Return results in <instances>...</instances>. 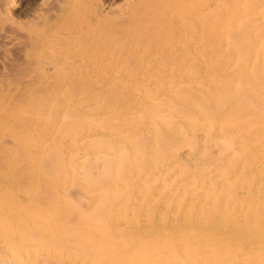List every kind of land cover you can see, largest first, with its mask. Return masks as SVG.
Returning <instances> with one entry per match:
<instances>
[{"label": "rangeland", "instance_id": "374dc122", "mask_svg": "<svg viewBox=\"0 0 264 264\" xmlns=\"http://www.w3.org/2000/svg\"><path fill=\"white\" fill-rule=\"evenodd\" d=\"M227 1L217 0L215 3V8L221 11L219 14L223 13L221 9ZM247 23L245 21L239 26L226 27L219 25L218 34H226L228 43L239 42L237 53H233L232 56L225 50H220V53L215 51L220 54H218V57L220 56L218 61L223 64L212 62L217 57L211 55L214 51L211 48L213 47L212 38L208 42V47L205 42L212 36L214 29H217L216 25L193 26L194 29H199L201 34L197 43L204 44L196 58H207L204 66L212 62L210 66L208 65L210 68L206 66L208 70L202 67L201 73L207 70L209 74L207 72L201 78L206 80L211 75L212 78H208L209 81L214 77H220L230 86L238 82L243 83L244 89H238V95L236 94L241 102L238 106L231 101V104L218 110L216 107L218 100L216 98L217 101L214 100L216 94L213 92L216 88H212L215 87L213 85L220 84L218 80L213 79L211 82L204 80V85H208L206 89L202 88L203 84L202 87L196 84L198 87L189 86L195 89H187L185 92L186 85L183 86L182 83L181 86L180 82L183 80L177 77L180 83L177 86L178 91L192 97L198 95L195 99L197 105L199 102L202 104L201 96L203 98L205 96L207 100L210 99V101L206 100L207 103L211 104L208 103L206 106L209 105L213 111L217 108L215 111L222 116L225 115L226 118L241 116L239 120L245 121L238 129L221 126L217 121L214 126L212 125L214 128L210 129L207 126L211 138L219 139L215 143V145L218 143L217 146H222L221 136H225L224 133L244 144L240 147V156L235 161L237 173L233 183L228 186L220 184L215 186L216 182L164 183L167 186L160 183L166 173L172 174L175 178L194 174L192 171H185L183 166H173L177 169L174 170L175 172H172L170 168L166 173L161 171L160 166H164L165 161L168 160V156H165L167 154L161 155L162 152H166L168 141H171L168 146H172L171 143L174 144V142L175 145L179 144L181 141L179 137H162L161 134H155L158 143L162 144L165 141L167 143L162 144L161 151L159 148V150L155 149L160 151V154L157 152V157H154L155 150L145 153L146 155L140 151L143 157L141 159H144L142 160L144 164L140 162L142 165L136 163L137 165L130 166L134 162H121L118 177L122 178L118 180L115 174L111 175V172L109 178L114 176V181H110L106 174L97 173L100 178L105 179L100 180L93 172L72 171L67 174L64 170L70 165L69 156L74 158L79 155L76 152L78 143L73 141L76 137L75 141L79 142L77 137L84 131L81 126L86 127L90 124L93 126L94 122H91L93 120L101 126V134L97 139L88 141L89 145L107 140L106 132L112 123L109 116L117 111L120 113L124 111L125 114L131 112L133 117L139 115L136 113L138 109L140 111L142 105L139 104L140 98L147 93L152 94L151 90L159 86L160 89H157L156 94L157 92L159 93L157 95L162 94L165 90L161 85H164L166 81L171 83V78H166L163 82L161 74L154 73L151 76L155 81L148 79L149 83L140 85L138 83L141 80L145 82L148 76L117 75L111 78V83L116 84L118 81L116 85L113 84L114 88L111 85H103L101 93H99L100 89L97 92L100 98H95L94 102L101 98L103 101H99L100 103L96 101L94 104L90 94L86 95L85 92L91 83L108 79L105 78L104 73L92 77L73 76L72 82H69V78L62 74L59 79L63 82L57 84L56 81L59 79L55 78L54 72L41 73L39 70L41 66L37 64V67L36 59L21 53L22 56L20 52L18 57L16 50L12 48L9 50L10 44L0 46V257L15 262L16 253L20 252L23 261H27L32 257L25 256L27 254L22 256V252L29 254L33 253L32 251H43L48 248L49 252L56 251L55 254L59 252L56 259L62 260V264H264V133H262L264 132V79H259L260 67L264 65L262 63L264 38H251L259 42L260 49L258 56L257 53L253 55L255 58L248 67L249 75H244L245 68L240 66L242 57L251 54L247 48L248 38L255 36L256 30H264V26H248ZM257 57L262 60L260 61ZM226 61L229 62L227 65L224 64ZM213 63L218 64L216 66L219 67L213 70L212 67H215L212 66ZM121 76L122 78L118 79ZM244 80H247L248 85ZM121 81L129 83L131 88L128 84L126 85L128 90L125 91L126 86L120 84ZM155 82H157L156 85H154ZM104 83L106 84L107 81ZM136 85H140V88L144 87L148 92L144 91L143 94L146 93L143 95L140 94L143 90L140 93L133 91L132 86L135 89ZM122 86H125L122 88L124 92L121 91L122 89L118 90ZM209 86L212 89H208ZM220 86H217L216 92L221 95L225 90H219ZM245 86L250 88L249 93ZM180 87H184V90H180ZM234 88H232L235 90L233 92L227 91L230 93V98L237 97L234 95L237 89ZM197 90L202 93H198ZM83 92L84 95H81L80 93ZM78 94H80L79 98ZM83 98H85V105L79 109L76 107L77 99L83 100ZM197 99L201 100L198 102ZM127 101L130 102L129 106L126 104ZM87 104L89 106L86 107ZM130 106L133 110H130ZM183 106L181 105L182 108ZM184 108L182 109L184 116L180 113L181 111L178 112L181 115H175L174 120L178 117L176 125L185 122V116L190 109L186 107V111L189 109L186 112ZM216 112H212L213 114L209 112L211 118L213 115V120L210 118V121H214ZM60 116L68 117V119L78 116L82 118V121L79 118L77 120L79 119L81 123L76 119V122L72 120L75 128L72 127L71 121L68 124L70 129L69 126L66 127L69 131L65 129L64 131L62 130L64 118L62 120ZM182 116L184 118H181ZM87 118L92 119L87 121L89 124L85 121ZM209 123L214 124L208 122L207 125ZM251 123L254 124L251 125ZM77 124L80 125L78 128L81 127L82 132L79 131L80 128L77 129ZM219 125L221 127H218ZM253 125H256L255 129ZM198 126L201 125L198 124ZM251 127L253 130L257 129V132L251 131L249 129ZM60 129L64 133H58ZM116 129L121 131V120L116 123ZM55 131H57L56 134ZM78 131V136L71 137ZM65 132L68 133L67 137L64 135ZM140 133L139 131L136 135L138 139L135 138V142L137 139L139 146L142 147V143L145 140L148 141L149 136L144 132L139 135ZM69 139L76 144H71ZM36 143L37 148L30 150ZM42 145L45 147L43 148ZM221 146L219 150H222ZM209 148L211 152L219 153L218 147H214L211 141H209ZM153 151L155 154L152 153ZM148 154L151 156L148 157ZM74 159L77 161V157ZM89 161L94 169L101 166L99 158ZM103 175L104 177H101ZM140 177H143L144 182L139 181ZM251 191L255 194L263 193V197H257L256 207L248 201L251 199ZM56 261L54 263L58 264Z\"/></svg>", "mask_w": 264, "mask_h": 264}, {"label": "bare ground", "instance_id": "6f19581e", "mask_svg": "<svg viewBox=\"0 0 264 264\" xmlns=\"http://www.w3.org/2000/svg\"><path fill=\"white\" fill-rule=\"evenodd\" d=\"M216 2L217 0H0V46L10 44L12 47L10 46L9 48L8 46L9 50L11 48L14 51L16 50L18 52L17 56L20 52V55L23 54L32 59H36L39 62H37L36 65L40 64L41 66L39 69L41 73L54 72L55 78L57 79H59L62 74H65V76L69 78V82H72L71 79L73 76L92 77L104 73L105 78L107 77L108 79L99 83H91L89 89L87 87L88 90L85 92L86 95L90 94L93 102L95 98H100L97 92L100 89L99 93H101L103 85H111V87H113L114 83H111V78H114L117 75H129L131 77L137 74L140 76L143 74L144 77L148 76L145 82L141 80L138 83L140 85L149 83L148 79L155 81L153 76H151V74L154 73L161 74L163 82H165L164 79L171 78V83L166 81L164 85H161L162 88L164 87L165 91L160 95H157L159 94L158 92L156 94V91L157 89H160V86L159 88L151 90L150 84V93L152 94L147 93V95H145L146 92L143 94L144 91L148 92V90H145L144 87L140 88V85H136L137 87L133 89L132 86L133 91L140 93V91L143 90L140 94L145 95L141 98L139 97V104L143 105L140 106V111L138 109L136 113H139V115L133 117L131 112H126L129 114H125L124 111H122V113L117 111L113 115L109 116L110 122L112 120L113 124L110 123L109 125V130L106 132L107 140L105 141L95 142L92 145L87 143L88 141L97 139V137L101 134V126L98 124L100 126V128H98L99 126L97 125V121H91V118H87V120H85L86 122L91 121L96 125L94 123L93 126H90L91 124L87 125L88 128H86V125V127L81 126L84 128V131L81 130V127H79V129L78 126L80 125L77 124V129L83 132L80 133L79 136L77 134L79 131L76 133L74 132L75 135L73 136H71L70 133L69 134L73 138L78 136L77 140H79V142L75 141L76 137L73 142L78 143V145H76L77 151H74L78 152L77 154L80 156H76V161L74 159L76 158L74 157L76 154L73 156L74 158H70L71 156L68 155L71 166L69 165L64 172L67 174L72 171H81L83 173L93 172L96 176H98L97 173L106 174V177L108 176L107 178H109L111 172V175L115 174L114 176L118 180L119 178H122L118 177V173H120L119 170H121V164L124 161H128V163L134 162V164H131L130 166L139 165L140 162H144H142L144 159H141L143 157L140 155V151L144 154L147 152L149 153L156 148H159L161 151L162 144L167 143L166 141L162 144L161 142L158 143L159 141H157L155 134H161L162 137H179L181 141L184 140L183 143L180 141V143L176 145L175 142L174 144L171 143L172 146H168L171 142L168 141L165 150L166 152L161 153V155L167 154L165 156H168V160L165 161L164 166H160L161 171L166 173L167 169L170 168L172 172H175L174 170L177 169L173 166H183L185 171H192L194 174L175 178L172 174L166 173V175L160 180V183L165 185L164 183H180L182 181L189 183L216 182L215 186L217 184L228 186L233 183L234 176L237 173L235 161L237 160V157L240 156V147H243L244 144L237 141L234 137L228 136L224 133L225 136H221L222 146L219 145L222 150H219L220 147L217 146L218 143L215 145L216 140L219 139H217V137L215 138L216 140L211 138L209 128H214L213 126L216 121L221 126L225 125L231 128L236 127L237 129L241 126L240 124L245 122H242L243 119L242 121L239 120L241 119V116L231 119L226 118L224 114V116H222L218 111H215L217 108L218 110H222L223 106L231 104V101L238 106L241 102L237 93L240 89L242 90L244 86L243 83L238 82V84L230 86L226 83V81L223 82L219 75L214 74L219 78L216 77V79L214 77L213 79L216 81L218 80L220 84L213 85L215 87L212 88H216L217 91V86L221 85L219 90H225V92L221 93V95L218 94L219 92L217 93L215 90L213 91L217 95H215L214 100H218V106L214 109L216 112V116L214 115V121H210L211 114L209 112L215 113L209 107L211 104L208 102L209 105L206 106L208 104L207 101H210V99L207 100L205 96L204 98L201 96L202 100H200L204 103L202 102L201 104L199 102L200 100L197 99L199 102L197 105V101H195V99L198 98V95H195L194 97L189 94L184 95L183 92L181 93L178 91L179 89L177 86L180 85V83L182 86L183 83V86L186 85L187 88L185 87L186 90H184V87H182L183 89L180 87V90L187 92V89H195V87L190 88L189 86L197 84L202 87V84L204 85L206 81L211 82L213 79L208 81V78H212L211 75L207 78L205 77L206 80L201 77L205 76L204 74H207V70L210 68L209 66L212 62L223 64V62L218 61L220 58V56L218 57V54L220 53L219 51L225 50L230 53V56H232L233 53H237L239 47L238 41L228 43L226 34H218V30L220 28L219 25L221 27L239 26L241 23L244 24V22L247 21L248 26H264V0H228L221 9L223 13L220 14L219 12L221 11H218L215 8ZM201 25H216L215 28L217 27V29H214L212 32V36L205 40L208 47V42L211 40L210 38H212L213 47H211V43L209 46L214 51L211 55L213 57L217 56V61L215 59V61L213 60L210 64H208L209 66L206 65L209 67L208 69L204 66L207 58H196L201 46L204 44L197 43L201 34L200 30L194 29L193 26ZM253 37L264 38V30H256L255 36L252 35L248 38L247 48L251 54L242 57L240 60V66L245 68L244 75H249L248 69L250 70V68L248 67L255 58L253 55L257 53L258 56L260 49L259 42L251 39ZM215 51L219 53L217 54ZM14 54L16 55L15 52ZM212 56L210 57L212 58ZM23 58L27 59L25 57ZM221 59L224 61L222 57ZM257 59H260V61L262 60L260 57H257ZM152 63L155 65H150ZM227 63L229 62L226 61L224 64L227 65ZM262 63H264V61H262ZM214 64L215 63L212 65L215 66L212 67L213 70L214 68L216 69V65H218ZM203 66L204 68L206 67L207 70L206 72L201 73L203 71ZM260 68L259 79L261 78L263 80L264 65ZM178 76L179 79L183 80V82L181 81L178 83ZM246 77H244V79H246ZM121 78L122 76L118 79ZM59 80L56 81L57 84L63 82L62 79ZM157 80H159V82L161 81V79ZM204 80L205 82L203 83ZM105 81H107L106 84L104 83ZM122 82L123 81H121L120 84H125V86L129 84ZM156 83L157 82H155L154 85H156ZM197 85L196 87H198ZM206 86L208 85L206 84L202 88L205 87L204 89H206ZM124 87L122 86L118 90L120 91V89ZM234 87L237 89V92L234 93V95L237 94V97L235 96L236 98H234V96H231L232 98H230V93L227 91L231 90L233 92L235 89ZM245 87H247L246 89H248L249 93L250 88H248V86ZM212 88L209 86L208 89ZM124 90H128L127 86ZM121 91L124 92L123 89ZM152 91H154L155 95ZM198 91L199 90H197V92ZM80 94L84 95V92ZM80 94H78V98ZM134 97H136V95H134ZM84 99L85 98H83V100L77 99L76 107L81 109L82 105H85ZM98 99L96 101H98ZM101 99L99 101H103ZM88 104L86 107L89 106ZM126 104L129 106L130 102L127 101ZM181 105H186L185 108L183 106L185 111L186 107H188L191 111L187 108L189 113L185 116V122H181V124L176 125L175 122L178 117L174 120L176 117L175 115L182 114L184 116ZM90 106L92 107L93 104ZM207 107H209V109H207ZM47 108L48 107H46V109ZM176 108L181 109L179 110ZM131 109L132 107L130 106V110ZM132 113L134 112L132 111ZM137 116L138 118L135 119ZM183 116L181 118H184ZM61 118L62 120L64 118L62 123L64 127L62 130L65 129L66 131H69L67 129H70V125L68 124L71 123L72 120L75 121L76 119V121H78L81 119L82 121V118H79L78 116L73 117L74 119H68V117ZM65 118H67V121H65ZM77 118L79 119L77 120ZM211 119L213 120V115ZM120 120L122 121L121 131L116 129V123ZM86 122L84 124H86ZM208 122H213L214 124L209 123V125H207ZM246 123L248 122L246 121ZM87 124L89 123L87 122ZM136 124L137 126H135ZM198 124L201 126H198ZM252 124L254 123H251V125ZM71 125L75 128V126H73L74 122L71 123ZM220 125L218 127H221ZM257 128H259V126ZM249 129L252 131L253 127ZM62 130H58V133H64L65 130ZM95 131H99V133H95ZM139 131L141 132L139 135L144 132L149 136L148 141L145 140V142H141L143 145L142 147L139 146V143L137 142L138 138L136 135ZM56 132L57 131L54 133L56 134ZM66 134L68 133L65 132L64 135ZM161 135L159 136L161 137ZM135 138H137L136 142ZM209 141L214 143V147H218V154L210 151ZM221 141H219V143ZM73 142L71 141V144L75 145L76 143L74 144ZM44 144L46 145V143H43V145ZM44 147L45 146H43V148ZM138 147L140 149H138ZM36 148L37 143L33 144L30 150H35ZM244 149L241 150L243 153ZM144 150H146V152ZM60 151L62 152V150ZM160 151H156V156L154 157H157V154H160ZM57 152L55 151V153ZM152 153L155 154L154 151ZM150 156L151 154H148V157ZM94 158L95 160L99 158L101 161V166L98 169H94L90 164L89 160L94 161ZM107 173H109V175ZM114 176H111L109 180L114 181ZM101 177H104V175ZM143 177H140V182H144ZM98 178L100 180H105L99 176ZM250 196L251 199L248 201L250 204H255L254 206L256 207L258 205L256 203L257 197H263V193L255 194L251 191ZM255 207L253 209H255ZM46 249L49 250L48 248ZM47 250H36L37 252L32 251L33 253L30 252L29 254L28 252H22V256L23 254H27L25 256L30 255V257H32H29L30 259H27L28 257H26L27 261L25 259V261H23L20 252H18V254L16 253L17 260L15 262H11L9 259L0 257V264H57L54 262L56 260V262H58L59 259L56 258L59 252L55 254L56 251L52 253ZM59 262L61 263L62 260H59ZM59 262L58 264H60Z\"/></svg>", "mask_w": 264, "mask_h": 264}]
</instances>
